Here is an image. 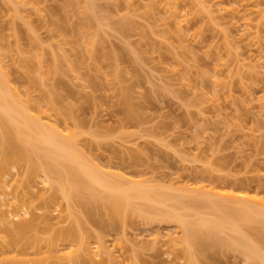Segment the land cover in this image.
Masks as SVG:
<instances>
[{"label":"rangeland","instance_id":"1","mask_svg":"<svg viewBox=\"0 0 264 264\" xmlns=\"http://www.w3.org/2000/svg\"><path fill=\"white\" fill-rule=\"evenodd\" d=\"M73 1L0 0V65L31 112L41 108L47 124L74 133L81 157L107 179L189 195L200 193L199 186L217 192L230 186L263 196L264 0H93L91 23ZM30 60L33 74L44 79L24 73ZM20 164L2 177L9 193L4 213L14 212L12 202H31L37 215L45 198L59 203L48 223L26 233L9 254L1 246L15 225L0 224V264L45 260L51 255L46 240L75 221L79 237L55 249L77 248L83 239L94 251L100 236L106 253L91 264L252 263L225 246L229 232L215 248L193 245L188 261L182 230L173 223H150L128 210L119 223L98 226L107 223L100 203L91 205L89 218L71 204L76 220L67 218L55 184L45 188L38 177L26 193L28 163ZM51 178L57 185L58 177ZM247 237L264 255V244ZM54 251L52 264L68 263L65 252Z\"/></svg>","mask_w":264,"mask_h":264},{"label":"bare ground","instance_id":"2","mask_svg":"<svg viewBox=\"0 0 264 264\" xmlns=\"http://www.w3.org/2000/svg\"><path fill=\"white\" fill-rule=\"evenodd\" d=\"M74 1L73 3H76L80 16L83 15V19L88 17L89 21V14L94 6L93 0ZM95 18L92 16V20L88 23L94 21L93 19ZM83 28L84 26H82V30H84ZM84 34L86 33L84 32ZM89 39L92 41L90 37L88 41ZM91 45L92 43L90 47ZM30 61L33 63L25 62L23 64L24 73L32 80L44 79L43 74L39 78L34 75V61ZM38 68H44L42 61L38 62ZM5 76L0 65V224L14 223L16 229L14 233L9 235L10 242L8 241V245L1 246V248L7 249L4 251L5 254L14 251L12 245L17 246L24 235L35 230L39 223H48V213L50 214L52 207L59 203L57 199V202L54 200V196L45 198L42 206L39 207L42 212L37 215L33 211L35 208L31 202L24 201V208L22 207V209L20 207L23 204L16 207L17 205L12 202V205L10 203L9 206L12 207L14 212L7 211L11 214V219L4 213L2 207L6 202L3 198L5 199L9 193L5 190L7 186H4L6 183L2 181V177L6 175L11 167L21 165L20 163L24 161L28 163L25 179L22 181L23 189L26 193H30L31 188L36 186L33 183L38 177L40 178V184L45 188L54 187L55 184V187H58L55 188L56 191L54 190V193L57 192L60 195V201L64 202V211L67 214L66 216H68L67 218L76 220V217L73 216L74 214L71 215L72 212L70 213L69 211L71 204L80 206L84 214L89 218L92 213L91 209L95 208H91V205L94 206L100 203V207L106 211L107 223L104 222V224L100 220V225L97 223L98 226L106 227L108 223L115 224V221L119 223V220L123 218L128 210L148 219L147 222L150 223H173V225L178 227V230H182L183 243L187 245L188 261L193 258V254L191 255L193 245H207V247L215 248L218 241H221L222 244L220 245H223L224 238L221 239L220 236H224L229 232V234H232H230L231 239L230 241H225L226 245L224 242L225 246H231V248L233 247L232 249L237 251L240 250L248 262H252L251 264H254L253 262L264 264V255L257 248L259 245L255 246L254 241L250 238L252 236L257 241L256 244L258 242L264 244V195L261 196L257 191L250 195L249 192L251 191L237 188L234 193L230 186L224 187L222 192H217L213 186L207 187V190L205 189L206 187L199 186L196 188L200 193L189 195V192H185L187 189H184L185 193H183V190L179 192L176 190L164 192L157 186L147 188L148 186L138 185L139 182L137 184H130L129 182L124 184V182L120 183L117 180L107 179L108 177L105 178L95 166V168L92 167L88 161L81 157L75 134L69 130L63 134L55 123L47 124L43 116L44 111L41 108H37L32 113L28 106V100L20 99L18 93L8 86L7 77ZM50 106L56 111V106L52 100H50ZM52 174L58 177L57 185L51 178ZM199 203H202L199 206L203 205V209L198 207ZM74 220L71 219L70 221ZM76 223L77 221L72 227L59 229L47 239L46 243L50 248L51 255H48L45 260L43 258L32 264H52L49 259L54 257L55 254H52L54 250L55 253L59 254L65 252L63 255L67 257V264H79L80 258L84 254L85 256L88 255L87 259L89 260L87 263L91 264L93 256L96 257L101 253H106V246L104 242H101L102 237L100 236L95 238L96 249L94 251L89 249V243L87 241L86 243L83 239L80 240L77 248L73 249L70 244L67 251L63 249L56 250L55 248L59 243L79 237L80 223H77V225ZM253 224L258 226L255 227ZM107 226L109 227V224ZM242 228L249 235H246ZM225 236L227 237V235ZM248 240L249 242L252 241L251 244ZM10 247L12 248L11 250H9ZM57 257L61 258L60 255H57ZM18 261L16 259L14 261L13 259H8L4 264H19ZM81 262L87 264L82 260Z\"/></svg>","mask_w":264,"mask_h":264}]
</instances>
